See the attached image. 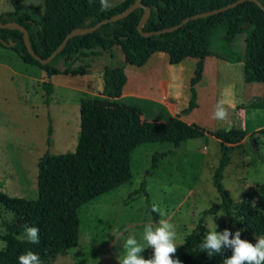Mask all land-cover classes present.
<instances>
[{"label":"trees","instance_id":"obj_1","mask_svg":"<svg viewBox=\"0 0 264 264\" xmlns=\"http://www.w3.org/2000/svg\"><path fill=\"white\" fill-rule=\"evenodd\" d=\"M237 1L124 0L113 9L101 10L100 0H91V3L89 0H45L44 22L39 23L22 12L18 1L13 0L15 11L1 15L0 23H17L24 27L33 51L43 59L49 58L74 30L96 26L137 2L143 7L123 19L101 25L93 33L71 38L46 65L30 54L23 31L0 28V47L14 51L26 64L38 66L48 77L87 76L106 63L102 67L103 97L81 103L76 150L62 155L48 151L38 163V198L34 201L15 199L0 190V207L17 217V222L9 225V237L5 238V248L0 250V264H18V257L29 250L39 254L42 264H53L59 256L79 246L80 209L132 179L131 160L136 149L149 143H172L174 151L155 155L153 168H156L159 158L175 156L184 142L205 136V130L197 124L186 123L178 117L164 123L147 121L138 107L121 104L119 100L127 83L126 66L143 67L157 53L166 54L172 65L187 59L198 60L191 81L192 99L188 111L197 108L195 86L203 77L207 58L242 62L247 84L264 83V10L256 2L245 1L225 12L191 19L169 33L144 37L138 30L147 7L151 15L143 31L156 32ZM258 1L264 7V0ZM241 36L245 39L244 55L232 57L213 48L219 43L222 50H226ZM116 52L123 59H119ZM116 57L119 60H115ZM43 88L52 95V83L45 82ZM259 133L264 135V129ZM48 135L47 144L51 146L52 127ZM214 136L221 142V160L213 182L222 203L216 210L223 209L229 217L236 213L241 239L264 236V183L254 190L255 203L245 200L240 204L234 203L222 185L225 170L231 163L230 147L242 143L247 132L242 127H234L218 130ZM142 187L145 188V183ZM152 209L149 203V210L157 219ZM24 225L39 228L38 244L19 238L24 234ZM207 233L208 228L201 221L185 243L177 247L173 258H178L181 264H223L225 258L232 256L233 249L225 248L223 254H213L210 258L200 249ZM142 255L152 258L154 251L147 249Z\"/></svg>","mask_w":264,"mask_h":264},{"label":"rangeland","instance_id":"obj_2","mask_svg":"<svg viewBox=\"0 0 264 264\" xmlns=\"http://www.w3.org/2000/svg\"><path fill=\"white\" fill-rule=\"evenodd\" d=\"M22 12L35 21L44 22L45 0H17ZM124 0H108V10ZM15 11L13 0H0V16ZM244 37L222 50L216 43L213 48L232 57L244 55ZM119 59H123L116 52ZM168 58V56L165 54ZM115 60H119L118 58ZM111 61L109 59L107 63ZM198 60L187 59L183 65H174L173 78L167 92L177 100L178 118L197 124L205 136L184 142L176 155L159 158L153 168L156 154L174 151L172 143H149L132 154V179L83 206L79 215L82 221L79 246L59 256L53 264H119L123 256L122 241L114 243L111 234L119 230L135 235L139 240L145 224L158 223L161 218L149 210V203L168 214L174 224L177 247L202 221L208 231L209 219H214L218 232L225 229L235 235L242 232L239 217L227 216L221 205L222 198L214 186V174L220 165L221 142L214 136L218 130H229L237 123L253 135L245 143L230 147L231 163L226 168L222 185L235 204L245 200L255 203L254 190L264 183V83L247 84L244 80V63L212 57L206 61L203 77L195 86L197 108L188 111L192 99L191 81L195 77ZM87 76L58 75L48 77L38 66L24 63L12 50L0 47V190L8 196L34 201L38 198V163L49 151L52 155L72 153L76 150L80 134V108L82 101L103 97L102 67ZM156 66V65H155ZM135 88L137 67L126 66ZM155 82L141 84L140 89L154 96L163 97L159 86L162 72L154 67ZM137 75V74H136ZM167 76V75H166ZM52 83L54 90L48 95L43 88ZM154 84V85H153ZM223 100L228 118H214L217 102ZM121 104L136 106L147 121L167 122L166 110L150 101L120 99ZM52 127L51 146H48L49 129ZM240 127V128H241ZM257 149H252V140ZM145 183V188L142 187ZM139 192V193H138ZM148 194V196H147ZM214 209L216 211L211 212ZM17 222L14 213L0 207V250L9 237V225ZM215 227V225H212ZM21 235L19 236L22 237ZM27 240V239H25ZM255 244L257 236H248ZM145 249L147 248L145 245Z\"/></svg>","mask_w":264,"mask_h":264},{"label":"clouds","instance_id":"obj_3","mask_svg":"<svg viewBox=\"0 0 264 264\" xmlns=\"http://www.w3.org/2000/svg\"><path fill=\"white\" fill-rule=\"evenodd\" d=\"M91 3V0H89ZM101 10L109 7L108 0H100ZM214 118L220 121L228 118V113L224 107V101L217 102ZM161 218L154 226L145 224L141 238L138 240L135 235H128L121 231L114 230L111 234L116 239L118 245L122 241L123 256L118 255L119 264H181L178 258H173L177 252L176 229L174 224L168 218V214L158 206L152 209ZM210 229L203 241L200 243L202 252H206L211 258L213 254H223L225 248L233 249L230 258H225L223 264H264V236L257 237L255 244L241 239V232L238 230L234 238L230 230L225 229L223 232L217 231V225L214 219H209ZM215 225V227H212ZM20 239H27L32 244L40 242L39 228L35 226L24 225V236ZM147 248L154 249L152 258L146 259L143 252ZM18 264H42L39 254L29 250L18 257Z\"/></svg>","mask_w":264,"mask_h":264},{"label":"crops","instance_id":"obj_4","mask_svg":"<svg viewBox=\"0 0 264 264\" xmlns=\"http://www.w3.org/2000/svg\"><path fill=\"white\" fill-rule=\"evenodd\" d=\"M212 58V57H211ZM210 59L207 58L204 60V66L206 64V61ZM218 61V58H217ZM184 62L178 64L183 65ZM156 65V66H155ZM197 66V64H196ZM154 67H159L162 76L157 75L156 79L159 80V86H162L164 88L163 97L160 96H154L150 94L149 92H145L140 89L141 84H149L152 82H155L154 78ZM174 65H172L169 61V58L165 56L163 53H157L154 54L149 61L144 65L143 67H138L137 70H135V77H136V83L135 88H131L132 80L131 77L128 74L127 67L125 69L126 75H127V83L123 89V94L121 99H137V100H144V101H150L151 103L155 104V106L163 108V110H166L169 118L178 117L176 113V107H177V100L175 98H172L170 94L166 91L169 83L172 81L173 75L172 72L174 71L173 68ZM205 71V70H204ZM167 75V76H166ZM154 85V84H153ZM237 126V123L229 126V129H232ZM253 135V133L247 132V137L244 139L242 143H245L248 138H250ZM241 143V144H242Z\"/></svg>","mask_w":264,"mask_h":264},{"label":"water","instance_id":"obj_5","mask_svg":"<svg viewBox=\"0 0 264 264\" xmlns=\"http://www.w3.org/2000/svg\"><path fill=\"white\" fill-rule=\"evenodd\" d=\"M245 1H253V2H256L263 10H264V7L263 5L258 1V0H238L237 2L233 3V4H230L228 6H225L221 9H217V10H214V11H211V12H208V13H202V14H197V15H194L186 20H184L182 22V24L180 25H177V26H174V27H171V28H167V29H164V30H161V31H156V32H144L143 31V26L144 24L147 22V20L150 18V15H151V9L149 7L146 8V11H145V14L138 26V30L139 32L144 36V37H150L152 35H159V34H164V33H169V32H173V31H176L178 30L183 24L187 23L188 21H190L191 19H199V18H203V17H206V16H210V15H214V14H218V13H222V12H225V11H228L234 7H236L237 5L239 4H242L244 3ZM143 7V5L139 2L135 3L134 5H132L130 8H128L127 10H125L123 13L117 15V16H114L110 19H106L102 22H100L99 24H97L96 26H93L91 28H88V29H82V30H74L73 32H71L66 38L65 40L63 41V43L53 52V54L47 58V59H43L42 57H40L39 55H37L32 47H31V44H30V40H29V34H28V31L22 27L21 25L17 24V23H6V24H2L0 23V28L2 29H19L21 31H23L24 33V40H25V43H26V46L28 48V51L30 52V54L36 59L38 60L40 63H42L43 65H46L48 63H50L56 55H58L63 49L64 47L67 45V43L69 42V40L73 37H76V36H80V35H86V34H90V33H93L94 31H96L98 28L101 27V25L105 24V23H109V22H112V21H118L120 19H123L125 17H127L131 12H133L135 9L137 8H141ZM241 126L239 125L238 128H240ZM252 149L253 150H256L257 149V142L255 139L252 140Z\"/></svg>","mask_w":264,"mask_h":264}]
</instances>
